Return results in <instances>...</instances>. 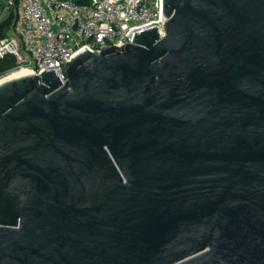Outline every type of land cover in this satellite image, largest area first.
Wrapping results in <instances>:
<instances>
[{"label":"water","instance_id":"obj_1","mask_svg":"<svg viewBox=\"0 0 264 264\" xmlns=\"http://www.w3.org/2000/svg\"><path fill=\"white\" fill-rule=\"evenodd\" d=\"M162 12L0 83V264H264V0Z\"/></svg>","mask_w":264,"mask_h":264},{"label":"built area","instance_id":"obj_2","mask_svg":"<svg viewBox=\"0 0 264 264\" xmlns=\"http://www.w3.org/2000/svg\"><path fill=\"white\" fill-rule=\"evenodd\" d=\"M11 12L0 36V60L10 56L14 65L0 73V83L42 70H54L64 83L74 55L131 44L135 33L154 27L163 35L165 22L162 0H0V23Z\"/></svg>","mask_w":264,"mask_h":264},{"label":"rangeland","instance_id":"obj_3","mask_svg":"<svg viewBox=\"0 0 264 264\" xmlns=\"http://www.w3.org/2000/svg\"><path fill=\"white\" fill-rule=\"evenodd\" d=\"M5 32H7V28H5ZM14 60H13V58L12 57H10V56H7L6 57V59L4 60H0V65L1 64H6V65H10L11 64V67L14 65V62H13Z\"/></svg>","mask_w":264,"mask_h":264},{"label":"trees","instance_id":"obj_4","mask_svg":"<svg viewBox=\"0 0 264 264\" xmlns=\"http://www.w3.org/2000/svg\"><path fill=\"white\" fill-rule=\"evenodd\" d=\"M78 2V1H77ZM6 59V58H5ZM4 59V60H5ZM11 67V64L9 65H6V64H1L0 65V73H2V72H4V71H6L8 68H10Z\"/></svg>","mask_w":264,"mask_h":264},{"label":"crops","instance_id":"obj_5","mask_svg":"<svg viewBox=\"0 0 264 264\" xmlns=\"http://www.w3.org/2000/svg\"><path fill=\"white\" fill-rule=\"evenodd\" d=\"M78 1L79 3H83V2H88L89 0H75Z\"/></svg>","mask_w":264,"mask_h":264},{"label":"bare ground","instance_id":"obj_6","mask_svg":"<svg viewBox=\"0 0 264 264\" xmlns=\"http://www.w3.org/2000/svg\"><path fill=\"white\" fill-rule=\"evenodd\" d=\"M23 74V73H22Z\"/></svg>","mask_w":264,"mask_h":264}]
</instances>
